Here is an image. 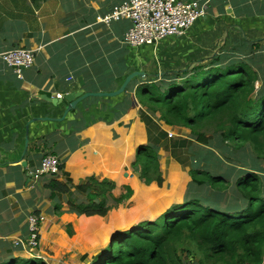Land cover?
<instances>
[{
	"label": "crops",
	"instance_id": "1",
	"mask_svg": "<svg viewBox=\"0 0 264 264\" xmlns=\"http://www.w3.org/2000/svg\"><path fill=\"white\" fill-rule=\"evenodd\" d=\"M123 1L0 0V52L26 48L35 55L34 65L22 72V78L0 61L2 258L29 252L28 220L33 213L40 217V224L44 221L43 229L61 217L54 214L50 191L44 188L52 177H36L45 155H55L64 166L55 178L66 182L62 173L69 174L70 198L87 175L96 176L86 169L88 165L102 161L118 169L124 154L121 144L129 138L135 142L134 126L143 128L136 89L148 79L135 81L134 91L120 97L87 98L67 115L68 102L55 106L45 97L114 91L132 66L160 76L209 60L210 54L213 59L220 50H231L246 39L264 38V0H209L203 17L185 35L139 50L124 43L129 21L110 25L97 21ZM151 53L159 54L158 64L145 65L143 56ZM14 241L21 244L15 246Z\"/></svg>",
	"mask_w": 264,
	"mask_h": 264
},
{
	"label": "trees",
	"instance_id": "2",
	"mask_svg": "<svg viewBox=\"0 0 264 264\" xmlns=\"http://www.w3.org/2000/svg\"><path fill=\"white\" fill-rule=\"evenodd\" d=\"M262 56L264 38L246 39L230 51L220 50L207 65L194 64L181 71H165L160 76L145 72V77L134 80L125 93L134 91L135 81L143 83V79H148L136 89L139 102L151 113H159L165 125L189 128L199 146L209 147L215 137L197 129L213 122L221 132V142L231 141L237 150L249 145L264 158V80L252 67L254 64L257 70L261 69ZM125 101L129 108L131 99ZM141 120L148 127L149 142L138 147L132 167L140 172L145 185L156 183L161 187L164 178L157 145L162 138L164 143L171 140L164 130L158 131L160 136L153 134L151 128H156L157 123L144 110ZM171 143L172 149H176L183 147L185 142L175 140ZM177 160L183 166H191L190 191L205 187L209 191L216 190L212 200H217L228 188L224 175L200 167L204 162L203 153L194 152L189 158L194 162L186 163L188 159L179 157ZM63 169L61 164L62 172ZM259 170L256 164L250 170L238 172L230 185L236 194V203L228 204L230 207L197 198L173 204L155 221H143L132 230L117 233L113 242L93 257L90 264H264V176L257 172ZM62 174L66 182L52 176L44 184L50 191L49 198L57 216L74 213L105 217L114 206L123 204L133 195V189L126 185L124 193L117 197L113 194L117 189L115 181L99 180L92 175L75 189L86 200L76 202L67 198L68 208L63 211V200L71 193L72 181L68 173ZM150 191V188L140 189L138 194ZM67 233L73 235L69 224ZM187 239L197 245L198 254L190 253L194 256L188 262L177 247ZM70 243L72 241L65 239V245ZM0 264L48 263L40 258L8 255L0 257Z\"/></svg>",
	"mask_w": 264,
	"mask_h": 264
},
{
	"label": "rangeland",
	"instance_id": "3",
	"mask_svg": "<svg viewBox=\"0 0 264 264\" xmlns=\"http://www.w3.org/2000/svg\"><path fill=\"white\" fill-rule=\"evenodd\" d=\"M143 47L144 46L136 49H141ZM210 55L207 56L209 60L212 59ZM139 56L141 59V54ZM158 57L159 54H148L147 58L143 56V63H147L145 65L148 66H153V63L158 64ZM262 58H264V56H262ZM209 60L193 62L192 65H207ZM161 65L162 67L165 66L164 63H161ZM192 65L190 64L189 67ZM252 67L258 73V77L263 81L264 62L261 69L258 68L257 70L254 64H252ZM143 110L157 123L156 128H151L153 134L155 133V136H160L158 131L164 130L168 134V140H171L164 143L165 139L162 138L159 145H157L159 147L158 153L161 155L159 162L164 178L163 185L161 187L156 183L145 185L140 178V172L135 171L132 167L138 147L141 144H147L149 142L150 133L148 127L145 122L141 120L143 128L134 126V136H136L135 142L132 143V138H129L125 141V144H121L124 147L123 160L125 163H123L121 159L117 167L118 169H111L109 164H105L102 161L98 162V164H90L86 168L89 173L95 174L99 180L107 178L115 181L117 189L113 191V194L117 197L124 193V186H130L133 189L131 198L123 204L114 206L105 217H85L74 213H64L61 215L60 219L56 218V222H51L46 229H43L45 223L42 220L40 224V238L42 243L40 242L39 248H35L34 250L30 248L29 252H17L15 255H20V257L24 259L40 258L48 264H90L93 257L101 253L108 244L113 242V238L117 233L132 230L137 224L143 221H155L173 204H181L185 200H190L192 198L207 201L208 203L211 201L222 203L224 206L236 203V194L233 193L230 185L235 180L240 170H250L253 165L257 164L261 168V170L257 172L264 176V158H261V156L249 145H245L241 150H237L231 141L221 142V132L217 129L215 123L211 122L197 129L201 132H207L208 135L212 133L215 137L211 146L204 147L196 143L189 128L169 127L160 120L159 113L153 114L149 110H146V108H142V110L138 109L137 113L140 119L141 111ZM131 127L132 126H129L127 131L131 132ZM175 140L184 141V146L172 149L171 142ZM133 150L134 157L132 153ZM173 152L175 154H173ZM194 152L203 153V159L206 163H201L200 167L209 169V171L214 173H220L226 178L228 188L223 190L221 197L217 200H212L213 193L216 190L209 191V189L205 187L193 192L190 191V189H192V177L189 175L191 166L189 164L186 166L181 165L177 158L188 159L186 163L191 161L194 162L193 160L189 161V158H191ZM130 154L132 155L130 156ZM196 159L198 160V158ZM78 160L81 162V157ZM101 164H103L105 168L102 167L103 165ZM146 188H150L152 191L149 193L145 192L143 195L138 194L140 189ZM70 194H67L66 198L63 200L64 209L68 208L66 204L67 198L71 201L78 200L77 202L86 200L83 195L77 192L71 197L73 199L70 198ZM227 207H230V205ZM68 224L71 225L73 231L72 236H69L67 233ZM65 239L72 241V243L65 245ZM177 247L180 251V255L186 262L194 256L189 255L190 253L193 252L196 254L197 252V245L190 239L179 243ZM84 255H86L85 259L82 258Z\"/></svg>",
	"mask_w": 264,
	"mask_h": 264
},
{
	"label": "built area",
	"instance_id": "4",
	"mask_svg": "<svg viewBox=\"0 0 264 264\" xmlns=\"http://www.w3.org/2000/svg\"><path fill=\"white\" fill-rule=\"evenodd\" d=\"M209 0H124L113 9L97 18L99 23L110 25L127 20L130 27L124 36V43L132 48L154 45L169 38L180 37L205 14ZM0 61L12 68L18 77L35 63L34 52L26 48H16L0 52ZM57 95V98H62ZM61 162L55 155H45L36 177L60 173ZM27 246H40V217L33 213L28 220ZM20 241H14L18 246Z\"/></svg>",
	"mask_w": 264,
	"mask_h": 264
},
{
	"label": "water",
	"instance_id": "5",
	"mask_svg": "<svg viewBox=\"0 0 264 264\" xmlns=\"http://www.w3.org/2000/svg\"><path fill=\"white\" fill-rule=\"evenodd\" d=\"M145 77V72L138 71L134 66L130 67L126 72V77L122 85L110 92H83V91H76L65 94L62 98L57 97H45L48 102H51L53 105L58 106L63 101L69 103L68 107L66 108V115L75 110L80 102L83 100L90 98V97H100V98H114L126 92L128 87L132 84L134 80L137 78ZM127 175V174H126Z\"/></svg>",
	"mask_w": 264,
	"mask_h": 264
}]
</instances>
